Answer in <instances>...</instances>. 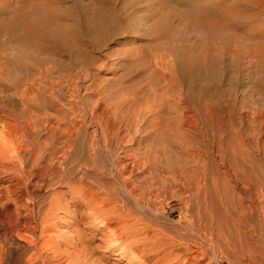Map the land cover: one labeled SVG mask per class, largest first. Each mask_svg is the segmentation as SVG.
Here are the masks:
<instances>
[{
  "label": "rangeland",
  "instance_id": "1",
  "mask_svg": "<svg viewBox=\"0 0 264 264\" xmlns=\"http://www.w3.org/2000/svg\"><path fill=\"white\" fill-rule=\"evenodd\" d=\"M2 2L3 0H0V9H2ZM84 3L81 29H78L82 35L78 51L83 57L84 55L90 57L87 69L92 73L80 81V84L82 83L81 90L91 98H95V93L88 88L89 82L93 78L96 81L106 82L105 84L113 86L114 89L117 87V83L119 84V78L124 85H136L133 87L140 89L137 93L140 97L136 95L140 99V103L135 107L137 110L140 108L144 110H141L144 115H141L138 124L141 126L142 123H147L148 128L143 130L138 126L140 129L134 137L135 141L140 142L143 147L147 141V144L153 147L152 149L165 148L167 151L165 156L168 157L165 158L170 164L177 162L176 164L181 167L184 164L187 167L196 161V165L192 164L191 168L187 167V170L197 171L199 170L197 168L201 166L203 167L201 170L205 171L209 209L207 218L209 220L205 218L208 221V226L203 235L205 234L207 241L202 238L201 240V232H197L200 231V227L204 229L202 222L204 219H201L202 221L197 219L192 221L190 217L184 219L187 214L186 210L184 208L183 210L177 202H170L168 199L163 200L161 204L163 206L158 205L160 207H157L159 210L163 208L162 211L160 210L161 213L163 211L167 213V215L159 213L160 215L156 216L160 219L157 218L160 222L158 224L163 227L161 228L169 231L171 229L181 235L176 239L178 243L171 241L176 244V247L173 246L175 251H178L179 254L183 251L182 257L184 255L191 256L188 264H231L232 260L234 264L239 259L243 263L251 264L247 261L248 259L244 258V253L256 255L258 263L264 264V0H96V5L100 8L98 14L101 13L105 17L109 22L106 26H110V29H107L109 32L99 42L100 45L95 46L89 40L88 29L90 23L97 18L95 15L98 14L91 12L94 6H91L89 0H84ZM66 4H71V0H66L59 5L64 8ZM204 21L205 23H203ZM213 22L218 28L223 26V32L220 33L223 38L210 37L205 33L206 28H211ZM207 23L208 25H206ZM176 31L179 32L176 33ZM33 33L32 35H35ZM37 33L40 32L37 31ZM158 33L160 36L157 35ZM7 45H0V53L3 54H0V60L14 63L12 54L13 51L17 52V49L8 45L10 48L8 50ZM4 47L6 48L3 49ZM65 50L66 54L60 53L55 56L57 62L59 59L69 60V54L73 49L68 47ZM154 55L161 65L171 63L173 71L177 74L181 68L180 64L182 65L183 61L188 59L194 62L197 70L206 72L207 78L203 82L192 78L191 93L194 94V97L196 96V99L199 97L200 100L204 98L208 100L209 118L207 121L192 118L191 123L185 122L186 125L183 126L187 134L185 138L173 136L172 133L175 130L173 127H176L174 126L176 122L168 123L169 125L167 124L168 126L163 129L164 133L159 131L162 136H157L156 133H160L154 128L151 129V123L154 121L151 119L152 111L149 110V106L153 108L155 104L157 105V110L160 111L159 115L162 120L164 119L163 121L175 116V109L180 116L194 114L193 109L181 106V102H177L176 105L171 100L168 93L170 90L165 88L161 80V69L154 64ZM9 78L8 71L0 73V96L4 98L7 105L19 106L16 94L8 86ZM130 85L121 91V99L130 98L129 87L132 88ZM193 89L194 91H192ZM123 91L128 92L129 95L124 94ZM154 93L156 95H153ZM62 99L50 101L51 103L49 102V106L46 108L47 112L52 115L61 112V110L69 113L67 107L75 103L73 104L66 97ZM70 101L71 104H69ZM110 101L114 103V99L109 100L108 103ZM172 102L175 104L173 109H171ZM168 111L169 117L165 115ZM164 116L167 118H162ZM181 121H185V119ZM0 129V154L4 153L3 155L8 157L0 155V226L2 227L0 234H10L9 211L1 212V206L6 203L8 195L12 194L15 199L20 200L29 192H33L36 194L42 210L46 209V218H55L47 235H49L52 246L56 248V253L72 256L84 252L85 257L81 258L84 260L78 264H91V262L93 264H134V262H129L131 256L129 251H119L121 244L113 243L111 248L105 246L103 232L99 231V229H104L102 222L100 223L102 219H98L94 223L81 222L83 214L89 210L84 207L79 189L70 194L63 193L66 189L64 186L57 184L48 186L49 183H53L52 178L59 171L56 165H53L52 168H45L46 163L42 162L34 169L28 165L30 164L29 160L22 157L20 168H24L22 169L23 173L20 170L15 171L18 169V165L11 161H17L16 155L6 153L8 148L5 150L1 148L2 145L11 146L6 144V139L4 140L3 137L5 136V126L0 124ZM92 130L93 125L90 124H85L84 128L82 127L81 143L82 140L88 138ZM148 131H150L149 136H144ZM80 152H77L80 155H77L76 158L81 159L84 156V153ZM105 154H102L100 162L108 168L112 165L113 158L110 154ZM153 154L145 155V157L148 160L149 158L154 159L155 156L151 157ZM120 156L128 169L136 170L133 167V155L123 156L121 152ZM148 160V164H146L148 167H145L144 171L158 162L157 160H149L150 162ZM160 160L163 161V158ZM179 161L183 164L178 163ZM54 194H59L56 195L58 199H56L55 206L52 205ZM99 196L103 197L104 194L100 193ZM77 201L79 204L76 205ZM191 208L195 213L197 207L194 202ZM161 215L165 216L167 220ZM182 216L183 218H181ZM189 222H195L193 225H197L199 228L196 229L193 226L194 230H189L184 227ZM176 225L179 227H175ZM166 226L170 228H166ZM86 227L98 228L97 233L89 242L85 240L90 236ZM80 231L83 233L79 234ZM152 235L153 233L148 232L138 238H149ZM185 236L187 237L185 238ZM77 237L83 242L78 241ZM10 239L24 250L25 243L13 236ZM171 243L169 242L168 245L170 246ZM92 248L93 254L86 255ZM241 252L244 257L240 256ZM234 254H237L238 257ZM193 255L194 258H192ZM63 260L65 262L61 264L74 261ZM237 263L241 264L239 261ZM148 264H152V261H149Z\"/></svg>",
  "mask_w": 264,
  "mask_h": 264
},
{
  "label": "bare ground",
  "instance_id": "2",
  "mask_svg": "<svg viewBox=\"0 0 264 264\" xmlns=\"http://www.w3.org/2000/svg\"><path fill=\"white\" fill-rule=\"evenodd\" d=\"M65 1L14 0L12 2V0H3L2 2V9H0V45L5 46L8 44L10 47L16 48L17 52L13 51L14 53L12 54L14 63L0 60V73L8 71L10 76L8 86L16 94L19 106L15 104L7 105L4 98L0 96V124L7 129H5V136L3 137L4 140L6 139V144L11 146L2 145L3 147L1 148L4 150L8 148L6 153L16 155L17 161H11V163L18 165V169L15 171L20 170L23 173L22 169L24 168H20L22 166V157L28 159L30 163L28 165L34 169L40 166L42 162L46 163L45 168H52L53 165H56L59 171L56 168V175L52 178L53 183H49L48 186L54 184L64 186L66 189L63 193L70 194L79 189L84 207L89 210V212L83 214L81 222L94 223L96 220L102 219L100 223L102 222L104 229H99V231L103 232V243L108 248H111L113 243L121 244L119 251L127 250L130 253L129 255H131L129 262H134V264H148L149 261H152V264H188L191 256L184 255L182 257L181 253L183 251L180 255L174 249L176 244L171 243V241L175 242L181 235L178 232L171 231V229L170 231L162 229V225L158 224L160 219L157 217L158 220L156 216L160 215L159 213H161L163 208L161 207L160 211L157 207L163 206L161 205L163 200L168 199L170 202H177L182 209L186 210L187 214L184 219L188 217L192 221L195 219L202 221L201 219H204L202 221L204 229L200 227V231L197 232H201L200 239H205L206 236L203 233L208 226V221L205 218L209 215L205 171L201 170L203 168L201 166L197 168L199 169L197 171L193 168V170H187V167L191 168V165L195 164L196 161L189 166L186 164L187 167L185 164L181 167L176 164L177 162L173 161L170 164L165 158L167 157L165 156L167 153L165 148L160 150L157 148L152 149L153 147L147 144V141H145L146 144L143 147L140 142L137 143L135 141L134 137L140 129L138 121L143 114L141 110H144L141 108L137 110V107H135L140 103V99L137 98V96L140 97L137 95L140 89L138 87L134 89L132 82L133 85L128 83L132 86V88L129 87L130 98L125 99L120 98V93L129 85H124L121 78H119V84L117 83V87L114 89L112 88L113 86L105 84L106 82L96 81L92 77L93 80L87 86L95 93V98H91L84 93L85 91L81 90L82 83L80 84V81L86 75L92 73L87 69V65L90 64V57L88 58L86 55L83 57L78 51L80 39L82 38L78 29H81L82 7L85 3L84 0H71V4H66L64 8H61L60 5ZM89 1L91 6H94L91 12L95 14L97 12L98 14L100 8L96 5V0ZM95 16L97 18L90 23L88 29V33H90L88 37L93 46L98 45L109 32L107 29H110V26H106L109 22L101 13ZM217 28L213 22L211 23V28H206L205 33L210 35V37L223 38L222 35L220 36V33L223 32V26L221 25V27ZM37 31L40 33H37ZM32 33L35 35H32ZM166 39L168 40V38ZM8 45L7 48L9 50ZM68 47L73 49L69 54V60L59 59L57 62L55 56L65 53V49ZM171 58L169 59L171 60ZM153 60L154 64L161 69V80L165 88L167 87L170 90V92L168 90L167 92L171 100L176 105L177 102H181V106L190 110L193 109L194 114L191 113L188 116L182 114L184 116L182 117L175 109L174 114L177 116L169 117L168 111L165 115L169 119L163 121L164 119L160 118V111L157 110V105L155 104L153 108L149 106V110L152 111L151 119L154 121H151V129L154 128L156 131H163L164 133L163 129L169 125L168 123L176 122L174 125L176 127H173L175 129L172 133L173 136L185 138L187 136L183 127L186 125L185 122L191 123L192 118L201 121H207L209 118L210 107L208 100L204 97V99L200 100L198 96L196 99V96L194 97V94L191 93L192 78L203 82L207 78L206 72L197 70L194 62L189 61L190 59L183 61L182 65L180 64L179 67L181 68L180 70L178 69V74L173 71L171 63L161 65L155 55ZM94 67L96 66L94 65ZM183 88L184 90H182ZM123 93L129 95L128 92L123 91ZM153 95L156 94L154 93ZM63 97L69 98L73 104L75 103L67 107L69 113L61 110L55 115L49 114L46 110L49 102L52 100L60 101ZM111 99H114V103H111V101L108 103ZM71 101L69 104H71ZM174 103L171 109L175 108ZM167 116L162 118H167ZM53 119L54 121H52ZM184 119L185 121H181ZM85 124L93 125V130L88 138L82 140L81 143L80 132ZM146 124L142 123L140 127L146 130L148 128ZM149 132L145 133L146 135L144 134V136L148 137ZM42 134L44 135L42 136ZM156 134L157 136H162V133ZM80 151L84 153L81 159L76 158L77 155H80L77 152ZM121 152L123 156L133 155V167L136 170L128 169L127 165L123 163L120 156ZM103 153L110 154L113 158L112 165L108 168L100 162ZM151 153L156 154L151 155V157H155L154 159L149 158V160H157L158 162L154 166L151 165L147 171H144L145 167H148L146 165L148 164V159L145 155H150ZM3 154L0 155L2 156ZM3 156L5 157L6 155ZM161 158H163V161L160 160ZM181 163L183 164V162ZM100 193L104 194V196L100 197ZM56 195L52 197L53 206H55L56 199H58ZM14 197L9 194L6 203L1 206V212L9 211L8 228L10 234H0V264H61L65 262L63 259L74 260L73 263L67 264H78L84 260L81 259L85 257L84 252H79L72 256L56 253V248L52 246L49 235H47L55 218H46V209L42 210L41 206H39L35 193L29 192L20 200ZM78 202H75L76 205L79 204ZM82 202L80 203L81 206L83 205ZM193 202L197 207L195 213L191 208ZM161 214L167 215L166 211ZM163 217L166 218L165 216ZM175 223L178 222L175 221ZM181 223L183 224V222ZM194 223L189 222L188 225L186 224L187 226H183L189 228V230H194L193 226L198 229L199 227L193 225ZM181 226L180 230L182 229ZM86 228L90 236L85 240L89 242L97 233L98 228ZM0 229H2L1 226ZM180 230L177 229V231ZM155 231L157 234H155ZM148 232L153 233V235L149 238H138ZM11 236L25 243L24 250L11 241ZM78 241H81L80 238H78ZM208 241L210 243V240ZM169 242L171 243L170 246L168 245ZM173 246L175 247L173 248ZM92 250L93 248L91 251L89 249L86 255L93 254ZM237 254L234 255L237 256ZM241 255L242 252L240 253ZM244 255L245 257L242 256L248 259L247 261L251 264H261L258 263L256 255L250 253H244ZM92 257L91 255L90 258L92 259ZM90 258L88 256V259ZM192 258H194V255ZM235 259L234 262L238 260V258ZM229 261H231L230 258ZM232 261L231 264H233ZM238 261L242 262L240 259ZM91 264L93 263L91 262Z\"/></svg>",
  "mask_w": 264,
  "mask_h": 264
}]
</instances>
